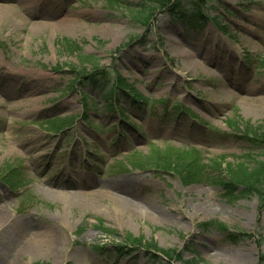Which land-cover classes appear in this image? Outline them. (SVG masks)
Here are the masks:
<instances>
[{
    "label": "rangeland",
    "instance_id": "obj_1",
    "mask_svg": "<svg viewBox=\"0 0 264 264\" xmlns=\"http://www.w3.org/2000/svg\"><path fill=\"white\" fill-rule=\"evenodd\" d=\"M206 1L160 0L143 21L153 2L0 0V264H264V197L160 165L217 176L264 154L243 138L264 127V0ZM116 83L139 102H109ZM35 233L55 257L25 252Z\"/></svg>",
    "mask_w": 264,
    "mask_h": 264
},
{
    "label": "trees",
    "instance_id": "obj_2",
    "mask_svg": "<svg viewBox=\"0 0 264 264\" xmlns=\"http://www.w3.org/2000/svg\"><path fill=\"white\" fill-rule=\"evenodd\" d=\"M106 1L110 3L112 6H122L123 2H126L127 0H106ZM144 1H149L150 3L153 2L152 3L153 6L151 5L148 9H144V10L142 9L139 10L138 12L139 14L145 15L144 18L142 19L143 21H146L148 18H151L148 17L146 14L149 13L153 14L154 11L152 10H154V7L157 6L160 7L162 4L160 0H144ZM209 1L210 0H207L206 2L208 3ZM192 14L194 15V13ZM199 14H202V12H199ZM87 61L89 60L87 59ZM259 66L264 67V61H261L259 63ZM103 80L96 79L93 80V82L96 85H101V82ZM103 86L104 85H102V87ZM115 88L116 90L120 91V94L116 90H113L111 95L109 91L106 96L109 102L112 103L113 101V103L116 104L115 106H118L117 104L119 103V97L121 94L124 95V98H131L132 102H139L140 99H138V97L136 96L135 91L132 90L127 85L125 86L123 83H116ZM125 92L128 94H126ZM114 97L115 100H113ZM111 103L109 105L110 107L112 106ZM68 124L69 123L64 120H59V121L52 120L48 122L47 126H49L50 128L49 130L51 131H62L68 126ZM244 134H245L243 136L244 139H246V136H251L250 142L252 145L251 148L253 150L264 153V127H253L250 124H247L245 125ZM193 162H188V163H185V161L180 162L179 159L171 163L168 162L167 164L165 163L160 165L165 170L176 173L183 180H187V179L194 180L200 177L206 178L213 184H218L223 186V188L229 192H233L236 188L242 187L243 190L240 193V197L246 198L253 194H256L259 196V199H263L262 197H264V154L262 155V160L257 161L255 163V167H251L246 164L235 165L231 163H225L223 166L221 165V167H218V169L216 168V170L219 173V175L217 176L211 175L213 169L208 165H201L200 162L197 161L195 158H193ZM210 225L219 231L226 228L224 225L216 222L211 223ZM125 242H127V244L130 245L129 247H136L135 245H138L136 243H133L131 237L129 236L125 237ZM119 247L123 248L124 246H119ZM153 247L157 248L156 246ZM96 249L103 250L104 248L98 247ZM161 254H163V256L170 261H172L173 259H180V262H182L183 264H196L194 260L184 261L174 251H161Z\"/></svg>",
    "mask_w": 264,
    "mask_h": 264
},
{
    "label": "bare ground",
    "instance_id": "obj_3",
    "mask_svg": "<svg viewBox=\"0 0 264 264\" xmlns=\"http://www.w3.org/2000/svg\"><path fill=\"white\" fill-rule=\"evenodd\" d=\"M127 206L130 208L132 207L128 202H127ZM7 215L8 214L5 208H0V229H3L4 227H6ZM10 226L12 227V223H10ZM32 236L33 238H31L30 241L27 243V247L25 246L24 250H26L25 251L26 253H32L33 255H35L36 253H38L39 249H41L45 252L47 251L48 255L51 257H55L57 255V253L59 252V247H58L59 244L56 239L47 240V238H44L42 237V235L37 234V233L33 234ZM223 259L228 264H246L247 263L246 255L241 254V253L227 252L226 254L223 255Z\"/></svg>",
    "mask_w": 264,
    "mask_h": 264
}]
</instances>
